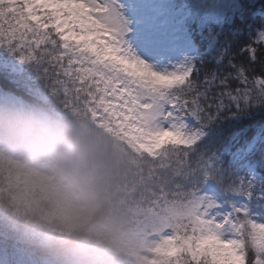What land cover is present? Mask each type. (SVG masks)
Segmentation results:
<instances>
[{"label":"snow or ice","instance_id":"obj_1","mask_svg":"<svg viewBox=\"0 0 264 264\" xmlns=\"http://www.w3.org/2000/svg\"><path fill=\"white\" fill-rule=\"evenodd\" d=\"M0 96L129 159L142 264H264V0H0Z\"/></svg>","mask_w":264,"mask_h":264},{"label":"clouds","instance_id":"obj_2","mask_svg":"<svg viewBox=\"0 0 264 264\" xmlns=\"http://www.w3.org/2000/svg\"><path fill=\"white\" fill-rule=\"evenodd\" d=\"M93 153L74 117L0 96V213L21 226L31 264H118L102 226Z\"/></svg>","mask_w":264,"mask_h":264},{"label":"trees","instance_id":"obj_3","mask_svg":"<svg viewBox=\"0 0 264 264\" xmlns=\"http://www.w3.org/2000/svg\"><path fill=\"white\" fill-rule=\"evenodd\" d=\"M89 134L94 145L91 164L99 185L102 226L112 241L113 258L118 264H142V258L148 253L139 243L137 228L114 191L117 179L130 165V161L106 137L98 133ZM0 239L32 255L31 249L23 240L21 226L4 213H0ZM23 264H29V261L25 260Z\"/></svg>","mask_w":264,"mask_h":264}]
</instances>
